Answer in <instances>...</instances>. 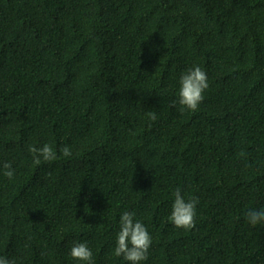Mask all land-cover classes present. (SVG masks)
Listing matches in <instances>:
<instances>
[{
    "label": "trees",
    "instance_id": "1",
    "mask_svg": "<svg viewBox=\"0 0 264 264\" xmlns=\"http://www.w3.org/2000/svg\"><path fill=\"white\" fill-rule=\"evenodd\" d=\"M195 66L209 87L181 112ZM44 144L57 159L36 165ZM178 188L199 201L190 230L168 219ZM260 208L264 0H0V256L87 264L70 255L87 242L130 264L129 211L152 237L140 264H264Z\"/></svg>",
    "mask_w": 264,
    "mask_h": 264
},
{
    "label": "clouds",
    "instance_id": "2",
    "mask_svg": "<svg viewBox=\"0 0 264 264\" xmlns=\"http://www.w3.org/2000/svg\"><path fill=\"white\" fill-rule=\"evenodd\" d=\"M209 87L207 73L200 67L195 66L187 70L180 78L179 99L181 106L180 111L185 109L195 112L198 110L199 104L204 99V92ZM175 106V102L173 103ZM148 117L155 121L157 119L155 112H149ZM29 151L33 154V162L36 165L44 161H54L57 159V153L49 144H44L37 148L30 146ZM64 157L71 156L69 146L60 149ZM243 155V153H241ZM3 174L11 179L15 170L10 163L3 164ZM198 198L193 197L185 200L178 188L175 191V199L172 204V211L168 219L176 228L190 230L195 227L196 206ZM135 213L124 211L120 216V231L117 235L116 247L114 254L123 258L130 264H140L141 261L148 259L149 248L152 244V237L142 221L134 219ZM246 218L249 224L256 226L264 223V208L250 209L246 212ZM70 255L73 259L94 264L93 253L87 242H73ZM0 264H15L14 260L0 256Z\"/></svg>",
    "mask_w": 264,
    "mask_h": 264
}]
</instances>
